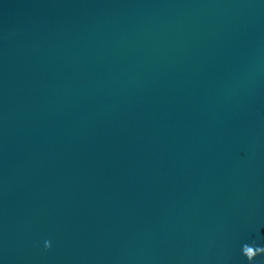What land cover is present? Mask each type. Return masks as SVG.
I'll list each match as a JSON object with an SVG mask.
<instances>
[{
  "label": "water",
  "instance_id": "95a60500",
  "mask_svg": "<svg viewBox=\"0 0 264 264\" xmlns=\"http://www.w3.org/2000/svg\"><path fill=\"white\" fill-rule=\"evenodd\" d=\"M245 245L264 0H0V264H250Z\"/></svg>",
  "mask_w": 264,
  "mask_h": 264
},
{
  "label": "clouds",
  "instance_id": "9594fccd",
  "mask_svg": "<svg viewBox=\"0 0 264 264\" xmlns=\"http://www.w3.org/2000/svg\"><path fill=\"white\" fill-rule=\"evenodd\" d=\"M45 247L50 248V247H51V242H50V241H46V242H45ZM249 247L255 248L256 251H257V253L260 254V255H264V247H258V246H257V247H253V246H248V245H245V246L243 247V254L247 257L248 261H249L250 264H251V262H253L254 259H253V257L247 255V249H248Z\"/></svg>",
  "mask_w": 264,
  "mask_h": 264
}]
</instances>
